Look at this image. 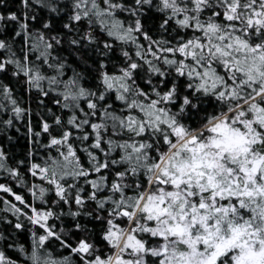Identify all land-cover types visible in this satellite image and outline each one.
I'll return each instance as SVG.
<instances>
[{"label":"snow or ice","instance_id":"6c2138e0","mask_svg":"<svg viewBox=\"0 0 264 264\" xmlns=\"http://www.w3.org/2000/svg\"><path fill=\"white\" fill-rule=\"evenodd\" d=\"M0 264H264V0H0Z\"/></svg>","mask_w":264,"mask_h":264}]
</instances>
